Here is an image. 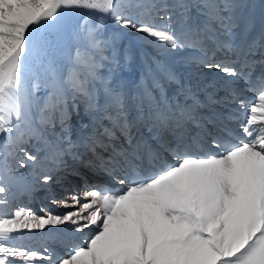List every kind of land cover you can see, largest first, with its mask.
I'll return each instance as SVG.
<instances>
[{
  "label": "snow or ice",
  "instance_id": "obj_1",
  "mask_svg": "<svg viewBox=\"0 0 264 264\" xmlns=\"http://www.w3.org/2000/svg\"><path fill=\"white\" fill-rule=\"evenodd\" d=\"M169 7L180 9L184 19L190 7L204 9V28L185 25L177 33L170 24L154 23L153 18H166L159 12ZM235 7L228 0H201L196 5L176 0L171 6L163 0H0V264H264V72L252 79L256 65L264 67V52L259 60L253 58L255 41L235 61L199 59L208 68L244 77L256 95L240 100L229 87L219 99L210 93L209 107L237 104L227 117L215 112L198 117L192 108L178 105L183 118L200 129L196 135L178 132L179 123L173 126L171 115L159 107L155 112L150 107L145 115L143 104L137 105L136 121L151 122V128L173 134L175 146L162 145L172 154V163L133 136L134 122L124 114L122 93L103 79L97 84L96 56L88 53L98 52L104 43L101 24L90 25L86 15L73 34L75 40L84 41V51L78 44L66 73H57L54 64L66 33L61 16L65 9H84L101 18L110 15L117 24L155 38L159 47L178 49L202 42V34L213 31L214 22L223 27L221 10ZM217 47L228 46L218 42ZM168 78L175 80V73L169 72ZM41 87L47 92L44 97L36 95ZM101 88L103 105L96 102ZM186 92L194 104L199 103L190 88ZM69 94L73 101L82 97L89 110L103 112L96 122L99 127L77 143L93 153L99 161L94 166L119 187L85 181L82 195L78 190L57 199L51 193L53 204L74 209L63 214L41 209L43 214L37 215L25 207L10 212L14 196L10 197L8 185L14 176L9 158L22 154L38 163L24 145L36 139L51 148L43 126L59 121L66 130L69 109L76 107L68 103ZM240 118L246 121L240 125L243 136L223 123ZM104 119L110 127L99 122ZM117 132L131 151L115 143ZM67 143L70 149L73 142ZM205 143L220 151H206ZM97 147L108 156L99 155ZM62 154L63 150L53 149L45 159L62 163ZM36 178L45 185L52 180L43 169ZM66 223L80 233L92 229L62 256L20 242L22 230Z\"/></svg>",
  "mask_w": 264,
  "mask_h": 264
},
{
  "label": "bare ground",
  "instance_id": "obj_2",
  "mask_svg": "<svg viewBox=\"0 0 264 264\" xmlns=\"http://www.w3.org/2000/svg\"><path fill=\"white\" fill-rule=\"evenodd\" d=\"M221 2H223V0H221ZM228 2L235 4V0H228ZM234 9L235 8L221 10L220 15L223 17V27H221L218 22H214L212 24L213 31L204 32L202 34L204 36L202 42L196 44H186L185 47L178 49H164L162 47H159L154 42L155 38L149 37L146 34L138 32L133 28L130 32H128L127 30H125L124 32L122 29H120L123 33L124 38L127 40L131 39V37L147 36V43L143 45L141 49L136 50L137 52H135L136 57H138L141 62L144 61L141 59H144L145 57H147V59L148 57H155L156 59H158V56H160L173 60V62H175L174 64L182 65L184 67V70L173 69V73H176V79L170 80L166 72L159 71L156 65L153 67L151 64V66L156 69L155 72H157V77L159 78V86L157 87V90L153 92V90H151L150 88L147 92L141 94L140 89L142 87L136 86L134 89V91H136L135 94L138 95L135 98L136 101L130 103V101L124 99V106L128 107L129 105H133L131 111L136 112L137 105L139 104L138 102H140L141 104L144 101L145 104H149L147 98L151 94H154L159 98L158 100L160 104L166 105L167 103L161 100L164 95H175V97L170 101H177L178 103H181L186 100V97L191 98L189 95H187L186 92V90L189 88L196 96L199 92H203L206 95H209L213 92L221 94L220 90L221 88H223L221 87L222 85H236L234 84L235 81H239V84H242L240 83L241 81L239 79V76L233 77L226 75L223 72L217 71L215 68H208L198 62L199 59H205L207 63H212L210 61L213 60V57L214 60L216 57H219L223 60L235 61L242 52H246L248 50V45L252 44L253 41H255L256 45H258V48L254 49L256 54L257 52H259V54L261 52H264V0L258 3L256 13L254 14L251 12L250 7L240 12V14L238 11L235 14ZM159 14H163V11H160ZM244 16L246 18H244ZM204 21V9H198L197 7H195L192 12L188 13V18L185 20L181 16V14H179L178 18L175 20L176 23L171 25V28L179 33L180 28L182 29L186 23H189L187 24L188 26L195 24L196 26H199L201 29H203ZM153 22L158 24L159 20H155ZM239 38L240 41L246 44L244 47H240V43H237V40ZM218 42L227 45L228 47L218 48ZM198 44H200L201 46H198ZM235 44L237 45L236 49H233L235 48ZM131 46L132 44L130 45V47ZM126 50V48L122 47V57L120 58V66L118 67L121 79L126 76H130L128 72V66L124 65V61L127 59L126 56L129 53H127ZM95 53L98 54V58L100 59V61H103L105 58H109V56L107 57L105 54H103L104 52L102 53L100 50ZM195 56L199 57L196 58ZM256 57L257 56L255 55L253 58ZM187 58L190 59L189 62L186 61ZM138 59H135V62ZM121 64H123V66H121ZM148 64L149 63H147V65ZM110 66L113 68L112 64ZM188 67L192 69L193 76H195L196 78H202L203 80H196L194 78H191V75L187 76L189 71L185 69H187ZM234 67H236V69L238 70L239 63L235 64ZM115 68H117V65ZM138 68L139 67H137V69ZM170 68H173V64ZM152 73L154 75V72ZM138 79L140 80V78ZM167 79L171 81V84H166ZM146 80L148 82L150 81L148 78H146ZM99 83L97 84L99 85ZM117 91L123 93V90ZM179 92H181V94L177 95ZM69 98H72L71 94L68 95V99ZM98 102L104 103L102 95ZM164 110L165 112H168L169 108H166ZM87 113V119L86 121H84V123L88 122L87 124L89 125L88 128H85L83 131L77 125V123H81L80 121H77L76 119L70 121V117L72 118L71 114H69V118L66 123V130L62 131L59 121H57L54 125L43 126L45 130V139L49 142L51 148L46 147L43 141H37L36 139H31L26 145H24V147L30 154L38 157V163L34 164L32 161L27 160L26 157H23L22 154L16 158H9V164L13 169L14 176V179L11 180L8 185L11 189V192L9 194L10 197L14 196V199L12 200L13 207L12 209H10V212H14L16 210V207L30 208L37 215L43 214L41 212V209H47L54 214H63L66 211L74 210L66 209L53 204L51 202L50 194L54 193L56 198L60 199L67 198L69 194L79 190L82 195L83 187L79 188L77 179L79 178L80 173H84L88 177L91 176L90 171H88L86 168L76 167L77 161L76 157L73 155L74 147L71 146V148L69 149L67 143V141L70 140L73 142V144H75V140L81 137V133L82 136L88 135L92 133L94 126L97 128L99 127V123L96 122L98 121L100 115H102L103 113L92 110H87ZM99 122L103 123L105 126H111L110 121L107 119ZM37 126L40 127V125ZM61 136L66 137L67 139L61 141L59 139ZM121 141V139H116L115 143L118 145L119 143H121ZM53 149L57 151L63 150V154L61 156H66V165L61 156L60 160L62 161V163H57L51 159H45L46 155ZM21 161H23V165L21 164ZM93 163L98 164L99 161L94 159ZM41 169L45 170L52 177L51 182L47 185L44 184L42 179L36 178L41 174ZM97 175L98 177L96 178H102L104 180L101 184H107L112 188L116 186L117 183L113 182L112 179H108L105 174L100 173ZM36 189L39 190V192L37 190L38 193H35ZM91 229L92 226H90V228L84 233H80L75 231L73 225L66 223L64 225L46 226V228L43 230H22L21 234L19 235V239L20 242L24 245L29 246L42 253L44 252V249H48L55 255L62 256L72 243L82 241ZM66 245L69 246L65 248ZM35 264H47V261H36Z\"/></svg>",
  "mask_w": 264,
  "mask_h": 264
},
{
  "label": "rangeland",
  "instance_id": "obj_3",
  "mask_svg": "<svg viewBox=\"0 0 264 264\" xmlns=\"http://www.w3.org/2000/svg\"><path fill=\"white\" fill-rule=\"evenodd\" d=\"M262 1L263 0H235V5H237V7H235L234 12L236 14L238 11L240 14V12H242L243 10H246L248 7H250L251 12L254 14V13H256L258 3L262 2ZM163 2H165L171 6L176 2V0H163ZM185 3H188L190 5H196V4H200L201 0H185ZM194 8L195 7H190L188 13L192 12ZM161 11H163V10H161ZM179 14H180V9L174 8V7H169L167 12L163 11V14H159V16H161V17H166L165 19L153 18V21L159 20L158 24L173 25L176 23L175 20L178 18ZM86 15L89 17L88 23L90 25L95 26L97 24H101L100 33H101L102 39L104 40V43L102 44L100 51L102 53L104 52L103 54H105L107 57L109 56L108 59L105 58L103 61H100V59L98 58V54L88 53L89 55H95L96 56V63L98 65V67L96 68V75L98 77L99 82H100V79H103L112 88H115L117 86V84H119L120 82L121 83L124 82L125 86L127 85L126 83H128L129 86L136 83V85H138L139 87H142L141 90L143 92H146L147 91V84H148V81L146 80V78H148L149 80L152 81L151 78H153V80H154L157 77L155 75V71L151 68V64L153 63L152 64L153 67L156 64L158 67H161V68H163L165 66H166V68L167 67L170 68L171 65L175 63V62H173V60L163 58L160 56H158L159 57L158 59H156L155 57H152V58L148 57V59H147V57H145L144 59H141V60H144L141 62L138 59V57H136L135 52H137L136 50L141 49L142 46L147 43V41H146L147 36L131 37V39H129V40L125 39L123 36V33L121 32L120 29H122L124 32H125V30L130 32L132 28L131 27H124V26L117 24L112 19V17L110 15H105V16H103V18H101L100 14L89 13L88 10L65 9V10H62V13H61L62 20L66 25L65 38H64L62 47L60 49V52H59L58 56L56 57V59L54 60V64L56 66L57 73H66L67 72V70L70 66V57L75 54L76 47L78 44L81 47L82 52L84 51V41L75 40L73 34L78 30L79 25L81 24V21L84 19V17ZM244 18H246V17L244 16ZM187 24H189V23H186L185 25H187ZM193 25H195V24H193ZM193 25H190V26H193ZM180 31H181V28H180L179 32ZM237 43H240V47H244L246 45L244 42L240 41V38L237 40ZM131 44H132V46H131L132 48L130 47ZM198 46H201V45L198 44ZM236 46L237 45L235 44V48H233V49H236ZM122 47L127 49L126 50L127 53L129 52L128 55L126 56L127 59L124 61V65L128 66V68H129L128 72H129L130 76H126L121 80V76L119 74L118 67L120 66V58L122 57ZM194 48H195V46H194ZM128 49H129V51H128ZM129 54H131V55H129ZM195 57L198 58L199 56H195ZM141 58H142V55H141ZM135 59H138L136 61L137 64L135 62ZM109 60H112V61H109ZM186 61L189 62L190 59L187 58ZM139 63H141V64H139ZM147 63H149V64L147 65ZM111 64L113 65V68L110 66ZM116 65H117V68H115ZM121 66H123V64H121ZM136 66L139 67L138 68L139 72H138V69ZM168 68H167V70H169ZM81 71L84 72V71H86V69L82 68ZM152 72H154V75ZM163 72H166V71L163 70ZM127 77H131V78H127ZM27 78L29 80H31V78H32L31 70H29V72L27 73ZM138 78H140V80ZM98 80H97V83H99ZM143 83H145V84H143ZM142 84H143V86H142ZM166 84H171V81H169L167 79ZM46 94H47V92L43 87H41L36 93V95L38 97H44ZM99 96H101V95H99ZM79 100H81V97H79ZM41 103H42V101H41ZM68 103L72 104V101L70 100V98L68 99ZM88 125L89 124H87L81 130L83 131L85 128H88ZM0 139H2V137H0ZM108 183H110V182H108ZM38 189L35 190L36 191L35 193L39 192ZM37 190H38V192H37ZM68 246L69 245H66L65 248H67Z\"/></svg>",
  "mask_w": 264,
  "mask_h": 264
}]
</instances>
